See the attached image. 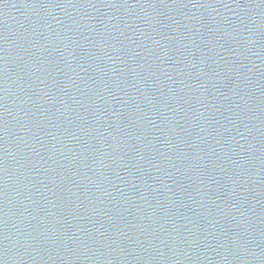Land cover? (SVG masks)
<instances>
[{"label":"water","instance_id":"obj_1","mask_svg":"<svg viewBox=\"0 0 264 264\" xmlns=\"http://www.w3.org/2000/svg\"><path fill=\"white\" fill-rule=\"evenodd\" d=\"M0 264H264V0H0Z\"/></svg>","mask_w":264,"mask_h":264}]
</instances>
